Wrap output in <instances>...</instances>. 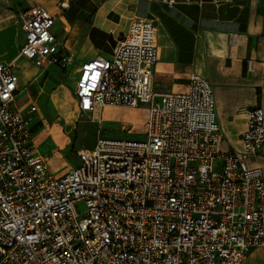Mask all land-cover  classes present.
Returning a JSON list of instances; mask_svg holds the SVG:
<instances>
[{
    "label": "built area",
    "instance_id": "obj_1",
    "mask_svg": "<svg viewBox=\"0 0 264 264\" xmlns=\"http://www.w3.org/2000/svg\"><path fill=\"white\" fill-rule=\"evenodd\" d=\"M56 22L40 4L18 12L19 56L67 69ZM158 59L154 22L136 18L110 56L80 64L79 116L145 105V139L99 136L58 175L37 148L38 106H18L15 65L0 63V264H243L264 250V110H248L240 151L223 150L211 83L158 91Z\"/></svg>",
    "mask_w": 264,
    "mask_h": 264
},
{
    "label": "crops",
    "instance_id": "obj_2",
    "mask_svg": "<svg viewBox=\"0 0 264 264\" xmlns=\"http://www.w3.org/2000/svg\"><path fill=\"white\" fill-rule=\"evenodd\" d=\"M35 4L57 18L54 32L58 38L82 44L77 56L71 51L76 63L69 97L73 107L77 106L74 87L80 64L98 55L110 56L132 20L150 19L157 28L159 47L154 66L156 90L185 92L193 76L207 78L213 90L220 88V95L217 92L216 96L214 90V97L223 137L221 149H242L241 134L246 128L248 110H264V0H0V63L15 65L20 89L17 103L21 109L28 104L37 105L41 96L47 100L50 93L57 92L63 99L69 90L60 78L59 83L54 79L44 87L43 70L19 56L25 33L15 23V17ZM248 60L254 61L250 72L246 69ZM53 103L56 107L55 99ZM231 116L239 121L242 131L235 144L225 147L222 126L230 125ZM36 121L38 125L44 123L40 117ZM259 163L264 168V157ZM256 261L264 264L261 248L254 250L243 264Z\"/></svg>",
    "mask_w": 264,
    "mask_h": 264
},
{
    "label": "rangeland",
    "instance_id": "obj_3",
    "mask_svg": "<svg viewBox=\"0 0 264 264\" xmlns=\"http://www.w3.org/2000/svg\"><path fill=\"white\" fill-rule=\"evenodd\" d=\"M62 32V26L59 24V34ZM68 46L75 56L82 49V44L75 43L73 39H70ZM75 69V62L70 63L67 69H62L56 65H50L44 69L41 74L44 87L54 79L56 80L54 82L59 83L60 78L61 82L69 87V90L63 99L56 92V94L50 93L47 100L44 99L45 96H41L36 102L39 111L34 117L36 120L40 117L44 121L35 128L37 148L39 153L49 160L51 170L57 175L76 166L78 164V151L92 148L99 136L110 139H145L146 110L148 108L145 105H141L140 110L107 107L102 116L80 117L77 106L73 107L69 100L73 92L70 85L75 79ZM35 86L40 88L37 84ZM46 90L49 92L50 86H47ZM214 90L217 96L220 88L214 87ZM21 96L23 97V94ZM54 99L56 107L53 103ZM29 107L30 104L25 107V110ZM218 120H220L219 115ZM222 128L225 136V147H228L229 144H235L242 131L239 121L231 116L230 125L222 126ZM259 263L256 261L254 264Z\"/></svg>",
    "mask_w": 264,
    "mask_h": 264
}]
</instances>
